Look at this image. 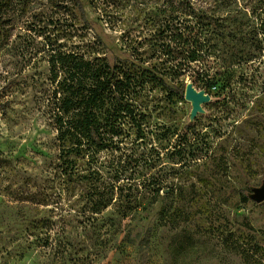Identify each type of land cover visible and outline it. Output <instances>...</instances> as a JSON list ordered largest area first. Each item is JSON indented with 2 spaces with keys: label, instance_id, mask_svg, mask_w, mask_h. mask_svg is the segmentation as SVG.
<instances>
[{
  "label": "rangeland",
  "instance_id": "1",
  "mask_svg": "<svg viewBox=\"0 0 264 264\" xmlns=\"http://www.w3.org/2000/svg\"><path fill=\"white\" fill-rule=\"evenodd\" d=\"M80 1L84 15L73 0L0 10V264H264V202L252 197L264 183V0ZM201 28L207 48L191 62ZM76 45L211 100L191 119L185 95L150 88L147 140L92 165L77 157L75 171L103 177L69 182L37 80L52 50ZM90 183L122 189L94 212Z\"/></svg>",
  "mask_w": 264,
  "mask_h": 264
},
{
  "label": "trees",
  "instance_id": "2",
  "mask_svg": "<svg viewBox=\"0 0 264 264\" xmlns=\"http://www.w3.org/2000/svg\"><path fill=\"white\" fill-rule=\"evenodd\" d=\"M49 1L63 5L69 0ZM73 1L84 15L82 2ZM184 1L189 4V0ZM12 2L0 0V10ZM191 9L194 11V8ZM209 20L214 19L209 17ZM203 31L201 28L197 32V38L191 45L193 49H188L186 58L189 57L191 62L198 61L200 53L207 48ZM179 37L182 38V35ZM185 43L188 44V41ZM164 49L172 53L171 45ZM48 67L47 79L37 80L40 87L38 101L57 133L60 159L63 161L62 174L69 182L75 181L78 175L84 179L93 173L103 177L97 169L89 170L87 174L75 171L77 157L84 158L92 165L102 152L121 151L132 141L140 144L147 140L149 122L141 99L148 95L150 88L164 86L169 98L182 99L186 91L185 86L172 87L167 84L155 68H145L126 59L112 63L99 51L89 52L80 45H76L75 49L52 50ZM204 78H207L209 86L223 81L218 75L208 72L203 74ZM125 155L128 161L133 159L132 155L123 154L119 160H123ZM8 161L0 157V164ZM116 188L117 185L99 191L96 185L90 183L88 193L95 199L94 212H100L111 204Z\"/></svg>",
  "mask_w": 264,
  "mask_h": 264
},
{
  "label": "water",
  "instance_id": "3",
  "mask_svg": "<svg viewBox=\"0 0 264 264\" xmlns=\"http://www.w3.org/2000/svg\"><path fill=\"white\" fill-rule=\"evenodd\" d=\"M185 98L192 103L191 119H194L199 112H203V104L211 100V96L204 90H197L193 83H188L185 91ZM257 202H264V183L260 188L254 190L252 195Z\"/></svg>",
  "mask_w": 264,
  "mask_h": 264
}]
</instances>
